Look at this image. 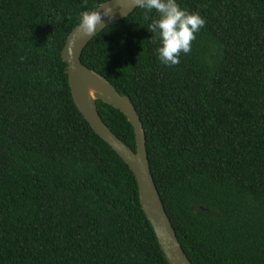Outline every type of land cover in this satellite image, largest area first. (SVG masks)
<instances>
[{
    "label": "trees",
    "instance_id": "trees-1",
    "mask_svg": "<svg viewBox=\"0 0 264 264\" xmlns=\"http://www.w3.org/2000/svg\"><path fill=\"white\" fill-rule=\"evenodd\" d=\"M106 0H0V264H169L136 177L74 102L62 50ZM205 24L168 67L144 10L82 62L129 95L192 264H264V0H177ZM152 18H158L153 10ZM136 150L127 116L97 101Z\"/></svg>",
    "mask_w": 264,
    "mask_h": 264
},
{
    "label": "water",
    "instance_id": "water-1",
    "mask_svg": "<svg viewBox=\"0 0 264 264\" xmlns=\"http://www.w3.org/2000/svg\"><path fill=\"white\" fill-rule=\"evenodd\" d=\"M105 3V2H102ZM100 3V4H102ZM99 4V5H100ZM111 19L104 18L103 25L93 37H85L76 27L68 36L62 50L67 63L69 84L74 102L94 131L132 169L139 188V200L150 221L161 249L169 264H192L185 254L155 184L147 150L146 132L138 111L129 95H122L102 74L88 68L82 62V54L88 43L106 27L129 16L137 7L132 0H111ZM103 11V9H100ZM112 105L124 113L132 124L136 137V150L131 149L105 124L98 111L97 101Z\"/></svg>",
    "mask_w": 264,
    "mask_h": 264
},
{
    "label": "clouds",
    "instance_id": "clouds-1",
    "mask_svg": "<svg viewBox=\"0 0 264 264\" xmlns=\"http://www.w3.org/2000/svg\"><path fill=\"white\" fill-rule=\"evenodd\" d=\"M111 0L98 5L93 10L79 13L78 30L85 37H93L103 25L104 18L111 19ZM134 7L144 10L145 20H149L147 30L152 39H158L157 59L164 66H174L180 62L181 53L188 54L196 33L204 26L205 20L199 13L189 12L180 7L177 0H132ZM103 9V11H100ZM155 10L158 18H152Z\"/></svg>",
    "mask_w": 264,
    "mask_h": 264
}]
</instances>
